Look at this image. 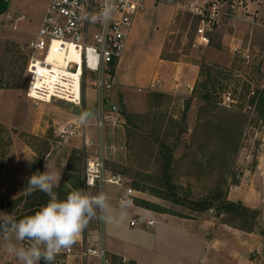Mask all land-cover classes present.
Wrapping results in <instances>:
<instances>
[{
  "label": "rangeland",
  "instance_id": "1",
  "mask_svg": "<svg viewBox=\"0 0 264 264\" xmlns=\"http://www.w3.org/2000/svg\"><path fill=\"white\" fill-rule=\"evenodd\" d=\"M199 1L206 0H177L173 5L147 4L141 18V33L134 37V40L137 39L135 51L141 55L134 69L137 70L145 57L156 54L167 31V19L175 7L173 23L162 46V57L202 62L200 74L192 95L188 91L170 94L151 89L139 93L137 87L123 92L125 95L119 89L115 90L106 106L111 119L101 132L106 173L121 175L123 185L146 198L154 211L201 220L210 219L212 215L221 216L222 222L241 228L245 226L242 219L222 213L221 208H215L218 213L215 209L210 211L203 200L219 196L222 200L227 199L231 186L240 183L245 167H251L255 162L253 156L264 132V119L260 118L256 108L260 94L264 92V57L259 55L254 62L247 63L244 57L239 54L233 56L227 48L226 57L221 62L203 63V47L196 43L200 18L190 11L191 4L204 6ZM20 2L28 18L16 24L21 31H12L14 23L7 20L0 22V79L4 83L18 72L13 61L18 55L9 53L5 43L18 44L27 55V48L41 27L48 0ZM7 29L10 30L6 34L12 37L20 34L22 40L6 39ZM208 34L213 38L212 44L216 45L220 29L214 27ZM262 43L263 39L259 40L258 44ZM30 79L27 64L20 87L0 93V117L10 123H0V177L6 165L13 166V162L21 160L26 152L35 159L34 165L37 161L43 163L52 149L60 151L58 158L62 161L70 150L71 140L57 132L69 120H80L82 111L88 113L91 119L89 138L92 141L99 139L92 86L87 88L81 107L60 100L35 105L26 96ZM257 90L261 91L252 107L251 98ZM207 91L211 94L212 108L200 99ZM228 93L236 101L231 109L222 107L223 96ZM41 115L43 119L36 127ZM219 115L232 121L233 131L220 137V142H213L212 139H216L209 126ZM53 118L57 120L54 123ZM228 140H232L233 144L227 146L225 143ZM32 152L35 154L32 155ZM96 152L97 149L86 152L84 173L87 161ZM251 153L252 158L249 159ZM32 191L27 180L23 196L5 201L0 193V220L5 214L16 218L29 212L31 206H26V201L16 202L33 194ZM247 220L252 222L250 218ZM257 223L258 219L256 226ZM6 243L5 240L0 242V254L7 251ZM23 243L28 246L30 241Z\"/></svg>",
  "mask_w": 264,
  "mask_h": 264
},
{
  "label": "crops",
  "instance_id": "2",
  "mask_svg": "<svg viewBox=\"0 0 264 264\" xmlns=\"http://www.w3.org/2000/svg\"><path fill=\"white\" fill-rule=\"evenodd\" d=\"M49 1L43 13V18ZM208 1L199 2L205 4ZM220 1L223 3V8L220 24L217 27L220 29L219 42L216 45L212 44L213 38L209 35V45L202 46L203 59L201 60L203 63L221 62L226 57L227 48L233 56L237 55L233 49L240 45L243 52L250 50L253 56L263 54L264 57V43L258 44L261 39L264 42V28L250 21L262 13L264 0ZM149 3L153 4L147 2V4ZM20 4V0H0V22L4 21L9 13L16 16L26 15ZM147 4L145 10L135 18L126 49L121 61L117 64L115 90L119 89L123 93L134 87L147 89L153 80L161 79L165 81V85L156 90L170 94L188 91L192 95L186 86L192 85L195 89L202 62L175 61L162 57V46L174 19L175 7L173 6V10L167 19L166 34L161 39L156 54L145 57L137 70L134 69L135 62L141 56L139 52L135 51L137 39L134 40V37L141 33L143 23L141 18L147 10ZM17 23L13 25L16 26ZM16 29H12V31H16ZM8 30L10 29H7L5 34ZM17 31L21 30L18 28ZM4 37L16 42L22 40L20 34L16 37L6 34ZM6 90L0 89V93ZM123 94L125 95V93ZM42 116L39 117L36 127L40 125L43 119ZM54 120L53 118V123ZM74 120L80 121L71 119L68 122ZM88 120V126L83 134L91 140L89 138V127L92 124L91 119ZM0 123L10 124L2 120L1 117ZM29 131L30 129H28ZM83 138V136L66 138L71 140L69 143L70 150L62 161L58 158L59 150L52 149L47 153L46 158L52 163L53 167L57 170L61 169V180L58 188L66 183L67 174H71L69 165H71L73 153L78 151L86 155L88 150H85V140ZM260 141L263 147L255 155L254 164L251 167H245L244 174L240 177V183L231 186L227 194L228 201L241 203L247 208L260 211L255 231L247 232L233 227L226 222H222L220 220L221 216L212 215L210 219L201 220L154 211L146 206V203L149 202L146 198H142L138 192L135 191L134 193L133 191L129 195L127 193L129 187L127 186L106 184L103 187V192L108 197L110 209L104 221L103 239L110 258L112 260L125 259L126 264H264V132L261 134ZM34 154L32 152V155ZM26 158L33 159L26 152L21 160L17 159V162H13V166L6 165L3 168L0 177V191H2L0 193L5 201L18 198L26 193V183L34 166V163L30 165ZM85 162V159H83V170L79 180L83 185H85ZM45 163L46 160L44 159L43 171H45ZM85 191L94 195L99 192L96 187L86 186ZM122 201L127 204L126 214L123 218H121ZM142 216L155 221V224L148 226L146 223H138L136 226H131L133 220ZM99 222L100 214L98 213L97 217L93 218L81 233L77 242L72 245L74 254L69 256L57 255L53 264H97L94 258L85 259L81 251L82 244L98 233ZM3 240V235H0V242ZM16 243L17 246L27 247L23 242ZM0 264H20V262L14 255L6 251L0 254Z\"/></svg>",
  "mask_w": 264,
  "mask_h": 264
},
{
  "label": "built area",
  "instance_id": "3",
  "mask_svg": "<svg viewBox=\"0 0 264 264\" xmlns=\"http://www.w3.org/2000/svg\"><path fill=\"white\" fill-rule=\"evenodd\" d=\"M176 1L114 0L116 11L106 22L99 20L92 22L89 18H85L99 13L105 0L49 1L41 27L27 48L28 72L31 79L26 96L35 105L50 104L60 100L81 107L89 85L96 92V126L99 139L92 141L83 134L88 126L87 122L70 121L57 132L61 137L69 139L83 136L86 151L97 149L96 154L87 161L84 173L86 187H96L100 192L106 184L124 186L121 175L106 173L101 142V132L105 123L111 119L106 106L116 87L115 70L126 49L134 20L145 10L147 2H152L154 5H173ZM222 8L223 3L220 0H209L204 6H199L197 3L191 4L190 11L200 18L196 36L198 46L209 45L208 32L219 26ZM26 19L28 18L24 14L16 16L9 13L5 20L9 23H17ZM247 20L249 21L248 18ZM250 21L264 28V10ZM13 29H16L15 25ZM233 51L244 57L247 63L254 62L257 57L253 56L250 50L243 52L241 45ZM72 54H74L73 57H71ZM164 85L165 81L156 79L147 89L156 90ZM186 87L191 93L194 91L192 85ZM147 89L138 88V92L141 93ZM235 104L236 101L230 93L223 96V108L231 109ZM82 113L86 112L82 111ZM262 147L263 145L260 144L256 148L253 158ZM248 158H252V153L248 155ZM127 193L131 195L133 190L128 188ZM104 221L105 218L100 216L98 233L82 244V256L85 259L94 258L97 264H126L125 259L110 258L103 239ZM138 223L153 226L155 221L142 216L133 220L131 226H136ZM71 254H74L73 246L62 250L57 255Z\"/></svg>",
  "mask_w": 264,
  "mask_h": 264
},
{
  "label": "clouds",
  "instance_id": "4",
  "mask_svg": "<svg viewBox=\"0 0 264 264\" xmlns=\"http://www.w3.org/2000/svg\"><path fill=\"white\" fill-rule=\"evenodd\" d=\"M116 11L114 0H105L100 12L91 15L92 22H106ZM81 122H87L88 113H82ZM31 165L35 159L26 158ZM45 171L35 172L28 178L30 190L45 193L49 200L33 215L22 219L5 214L0 220V232L6 243V250L14 255L20 264H53L56 255L74 245L89 222L96 218H107L110 204L107 195L83 189L71 190L63 200L58 199L54 189L59 187L61 169L57 170L45 157ZM127 204L121 202V218L126 214ZM30 241L27 247L17 246L16 242Z\"/></svg>",
  "mask_w": 264,
  "mask_h": 264
},
{
  "label": "trees",
  "instance_id": "5",
  "mask_svg": "<svg viewBox=\"0 0 264 264\" xmlns=\"http://www.w3.org/2000/svg\"><path fill=\"white\" fill-rule=\"evenodd\" d=\"M7 46V51L10 53L12 52L14 55H18L15 56L14 64H15V69H17L18 72H15V75L13 77L10 78V80H8V82L4 83L1 79H0V89H18L23 81V75L25 72V69L27 67L28 64V60H29V53H27V55H25V52L23 50L22 47H20L18 44L14 43V42H6L5 43ZM204 66H201V69ZM202 70H201V76H202ZM261 90H257L254 97H252L251 99L253 100L251 102V106H254L256 97L259 96ZM260 100L259 103L257 105L256 108L259 109L260 112V118L264 119V92L263 94H260ZM200 99L205 102L208 106V108H212V101H211V94L207 91L203 96L200 97ZM224 115V114H223ZM215 118V117H214ZM211 122L207 123V125H209ZM232 126V121L222 115H219L218 117L216 116V118L213 121V124L211 126H209L211 133L213 134V137L216 139L212 141L213 142H218L220 137L222 136H226L229 132L233 131L231 129ZM237 130V128H235ZM234 129V130H235ZM220 142V141H219ZM223 142H225V140H223ZM227 146L228 145H232L233 141L232 140H228L227 143H225ZM217 148V147H215ZM215 148H214V152H215ZM218 149V148H217ZM83 159H85L86 161V156L82 153V152H78L75 151L73 153V156H71V165H69V169L71 170V174L68 175L66 177V183L62 184V186L58 189H56L54 192L56 193L58 199L63 200L67 197L68 193L73 190V189H83L85 191V185L81 184L79 182L80 178H81V173L83 170ZM37 161L35 163V165L33 166V169L31 171L30 177L37 171L43 172V163L42 161ZM74 173V174H72ZM31 193V195L29 196H25V197H21L18 199V202L21 201H26V206H31V209L29 212H26L24 214L19 215L18 217H16L15 219L19 220L22 218H25L29 215H33L36 211H38L43 205H45L48 200L49 197L39 191V190H33ZM30 196H33L31 200H29ZM216 201L218 202L216 204ZM138 202V201H137ZM15 203V204H16ZM13 204V206L15 205ZM203 204L206 207V209L208 210H213L215 208H221L223 209V211H221L222 213H228L231 215H234L236 217H238L239 219H242L244 221L245 226L244 227H239V229L247 231V232H253L256 229V220L258 219V217L260 216V211L258 210H253L250 208L245 207L243 204L241 203H234V202H230L227 199L222 200V197H216V199L213 200H203ZM146 206L149 208H152V205L149 203H146ZM216 211V209H215ZM216 213H218L216 211ZM223 215V214H221ZM252 219V222H248L247 219ZM2 233V232H0ZM40 264H44V261L41 260Z\"/></svg>",
  "mask_w": 264,
  "mask_h": 264
},
{
  "label": "bare ground",
  "instance_id": "6",
  "mask_svg": "<svg viewBox=\"0 0 264 264\" xmlns=\"http://www.w3.org/2000/svg\"><path fill=\"white\" fill-rule=\"evenodd\" d=\"M73 56H74V54L71 55V57H73Z\"/></svg>",
  "mask_w": 264,
  "mask_h": 264
}]
</instances>
